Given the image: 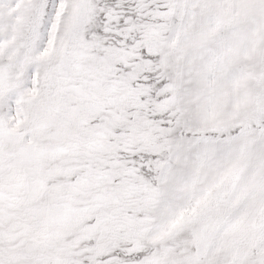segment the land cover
<instances>
[{
  "label": "snow or ice",
  "instance_id": "obj_1",
  "mask_svg": "<svg viewBox=\"0 0 264 264\" xmlns=\"http://www.w3.org/2000/svg\"><path fill=\"white\" fill-rule=\"evenodd\" d=\"M0 264H264V0H0Z\"/></svg>",
  "mask_w": 264,
  "mask_h": 264
}]
</instances>
